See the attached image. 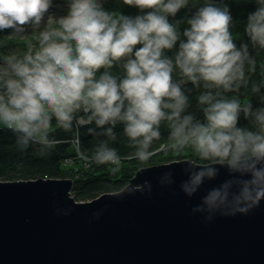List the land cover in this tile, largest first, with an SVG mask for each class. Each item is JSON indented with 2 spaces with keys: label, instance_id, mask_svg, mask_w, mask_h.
Masks as SVG:
<instances>
[{
  "label": "clouds",
  "instance_id": "1",
  "mask_svg": "<svg viewBox=\"0 0 264 264\" xmlns=\"http://www.w3.org/2000/svg\"><path fill=\"white\" fill-rule=\"evenodd\" d=\"M123 2L148 11L131 17L105 10L103 0H68L67 14L54 19L49 14L53 0H0V31L11 29L19 36L31 26L35 40L23 53L0 58V125L16 135L19 148L34 144L43 153L60 143L50 139L53 120L64 131L81 123L109 125L104 134L111 139L120 122L139 147L136 157L144 161L151 142L160 137L161 122L167 121L174 148L191 145L201 158L228 170L230 179L206 193L205 205L231 203L240 211L259 205L264 200V108L254 110L251 103L241 105L222 94L246 84L245 64L253 66L249 71L255 65L248 45L238 48L234 42L228 6L204 0L181 34L168 18L189 0ZM256 4L245 30L252 45L264 49V0ZM178 41L174 57L166 56ZM117 65L122 77L110 71ZM177 69L180 81L173 79ZM185 82L206 90L198 97L204 121L183 114ZM241 113L251 128L238 126ZM94 158L101 164L119 160L106 142ZM217 175L214 166L200 168L181 189L191 196L206 177Z\"/></svg>",
  "mask_w": 264,
  "mask_h": 264
},
{
  "label": "water",
  "instance_id": "2",
  "mask_svg": "<svg viewBox=\"0 0 264 264\" xmlns=\"http://www.w3.org/2000/svg\"><path fill=\"white\" fill-rule=\"evenodd\" d=\"M209 166L214 179L182 191ZM228 179L217 162L180 159L141 167L122 189L86 201L71 178L0 179V264H264V200L247 211L203 203Z\"/></svg>",
  "mask_w": 264,
  "mask_h": 264
},
{
  "label": "trees",
  "instance_id": "3",
  "mask_svg": "<svg viewBox=\"0 0 264 264\" xmlns=\"http://www.w3.org/2000/svg\"><path fill=\"white\" fill-rule=\"evenodd\" d=\"M215 3L219 6H228L233 18L230 31L234 42L238 48L241 44H247L250 56L255 59L254 70L249 71L253 66L245 64L247 83L241 85L238 91L223 92L222 94L230 98H238L241 105L251 103L254 110L264 108V49L253 46L245 30L248 15L257 8L256 0H215ZM203 4L204 0H189L188 6L180 9L174 17L169 16L168 19L170 23L178 26V30L182 34L189 27L187 20ZM103 6L110 12L131 17L145 14L148 11L142 12L137 7L126 5L123 0H104ZM49 12L51 11L49 10ZM181 39L186 38L181 35ZM29 44H35L33 33L20 38L13 35L11 29L0 31V58L13 51L23 53ZM178 48L179 41L172 50H166L165 55L170 58L174 57ZM122 63L123 61L120 62L121 65ZM110 71L119 77L124 75L120 65ZM173 79L181 80L178 69L174 71ZM257 86H259V91H254ZM182 90L188 97V107L183 114H191L200 121H204V113L198 102V97L206 90L202 85L198 87L191 82H185L182 85ZM238 126L251 128L252 122L245 119L241 113ZM107 127L109 125L98 128L94 122L89 125L81 123L79 127L74 124L71 131H64L53 120L50 139L59 140L60 143L42 153L40 147L34 144H30L26 149L19 148L16 144V135L1 125L0 179L71 178L73 180L72 195L78 201H86L102 193L116 192L122 189L129 183L136 171L143 166L185 158L199 164L216 162L201 158L191 145L174 148V142L169 136L170 128L167 121L161 122L160 137L151 142L147 149L150 156L144 161L136 157L135 154L139 151V147L125 134L123 123L118 122L114 126L115 139L104 134ZM89 128L94 129V132L90 133ZM101 142H106L110 148L116 150L119 156L118 162L101 164L95 160V151Z\"/></svg>",
  "mask_w": 264,
  "mask_h": 264
},
{
  "label": "rangeland",
  "instance_id": "4",
  "mask_svg": "<svg viewBox=\"0 0 264 264\" xmlns=\"http://www.w3.org/2000/svg\"><path fill=\"white\" fill-rule=\"evenodd\" d=\"M67 10H68V0H53V6H52V8H50L51 12H49V14H51L53 16V18L55 19V18H58L60 16L66 15ZM47 19H48V17L46 16L45 21H47ZM43 27H44V24L42 23L40 28L43 29ZM32 33H33V28L31 26H29L26 29L25 34L19 35V36L16 35V36L23 38V37H27V36L31 35ZM13 35H15V34H13ZM160 163H164V162H160Z\"/></svg>",
  "mask_w": 264,
  "mask_h": 264
},
{
  "label": "bare ground",
  "instance_id": "5",
  "mask_svg": "<svg viewBox=\"0 0 264 264\" xmlns=\"http://www.w3.org/2000/svg\"><path fill=\"white\" fill-rule=\"evenodd\" d=\"M186 159V158H185ZM175 160H180V159H173V160H171V161H166V162H164V163H168V162H172V161H175ZM152 165H154V164H152ZM147 166H151V165H147ZM144 167V166H143ZM136 175V173L132 176V177H134ZM18 180H22V179H18Z\"/></svg>",
  "mask_w": 264,
  "mask_h": 264
}]
</instances>
